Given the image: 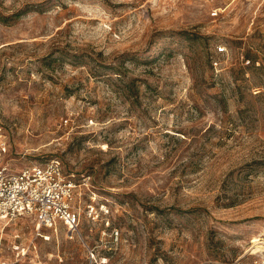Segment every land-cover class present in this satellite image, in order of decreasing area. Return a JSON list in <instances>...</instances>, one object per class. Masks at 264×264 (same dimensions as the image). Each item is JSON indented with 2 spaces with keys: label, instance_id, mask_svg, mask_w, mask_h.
Wrapping results in <instances>:
<instances>
[{
  "label": "rangeland",
  "instance_id": "rangeland-1",
  "mask_svg": "<svg viewBox=\"0 0 264 264\" xmlns=\"http://www.w3.org/2000/svg\"><path fill=\"white\" fill-rule=\"evenodd\" d=\"M0 128L110 210L0 222V264L264 259V0H0Z\"/></svg>",
  "mask_w": 264,
  "mask_h": 264
},
{
  "label": "built area",
  "instance_id": "built-area-1",
  "mask_svg": "<svg viewBox=\"0 0 264 264\" xmlns=\"http://www.w3.org/2000/svg\"><path fill=\"white\" fill-rule=\"evenodd\" d=\"M224 50L218 46L216 52ZM211 63L216 67L219 62ZM8 147L0 128V222L33 216L37 229H56L62 224L69 240L78 235L82 218L108 225L110 210L106 203L96 200L95 191H90V201L84 206L79 203L82 190L89 185L88 178L75 181L56 158L13 170L5 161ZM255 264H264V259Z\"/></svg>",
  "mask_w": 264,
  "mask_h": 264
},
{
  "label": "bare ground",
  "instance_id": "bare-ground-1",
  "mask_svg": "<svg viewBox=\"0 0 264 264\" xmlns=\"http://www.w3.org/2000/svg\"><path fill=\"white\" fill-rule=\"evenodd\" d=\"M253 242H254L253 244H254V246H255V248H256V249L254 248V250H255V251H258V250L260 249V246L257 245L258 240H257L256 238H254V239H253ZM260 242H261V241H260ZM261 245H264V244H261ZM262 248H264V247H262ZM253 252H254V251H253Z\"/></svg>",
  "mask_w": 264,
  "mask_h": 264
},
{
  "label": "trees",
  "instance_id": "trees-1",
  "mask_svg": "<svg viewBox=\"0 0 264 264\" xmlns=\"http://www.w3.org/2000/svg\"><path fill=\"white\" fill-rule=\"evenodd\" d=\"M211 63V62H210Z\"/></svg>",
  "mask_w": 264,
  "mask_h": 264
}]
</instances>
